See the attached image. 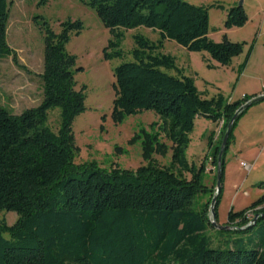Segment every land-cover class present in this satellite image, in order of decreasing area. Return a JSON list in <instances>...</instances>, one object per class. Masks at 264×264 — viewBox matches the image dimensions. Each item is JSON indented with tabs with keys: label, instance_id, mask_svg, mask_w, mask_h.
I'll use <instances>...</instances> for the list:
<instances>
[{
	"label": "trees",
	"instance_id": "1",
	"mask_svg": "<svg viewBox=\"0 0 264 264\" xmlns=\"http://www.w3.org/2000/svg\"><path fill=\"white\" fill-rule=\"evenodd\" d=\"M81 2L95 11L111 35L103 49L105 60L122 58L120 30L145 28L157 33L156 42L135 36L133 61L114 69L113 117L121 121L151 111L158 118L152 125L158 133L144 134L142 150L149 162L135 172L105 171L95 163L75 165L72 122L84 111L85 87L76 90L74 77L82 68H76V57L65 47L71 37L81 34L83 24L67 20L54 33L43 19L42 23L35 20L44 44L38 76L41 102L20 115L0 107V211L17 216L12 226L0 222V264H264V224L258 226L264 222V181L257 184L262 194L255 202L227 214L226 231L251 234L234 238L224 248H212L206 234L214 226L209 207L215 195L217 223L225 156L238 120L248 109L232 125L217 194L215 175L212 187L204 182L206 164L209 161L216 168L227 124L255 95L236 102L221 95L204 99L194 79L183 76L174 58L161 53L164 43L171 41L188 52L207 53L219 66L228 67L246 43H233L226 35L221 42H212L209 10L186 0ZM8 7V0H0V64L6 58L17 62L6 42ZM247 21L244 9L233 7L226 12L223 28H242ZM254 44L248 47L239 71L244 70ZM162 70L174 71L176 76ZM52 109L60 110L57 133L46 126ZM198 118L219 123L221 128L216 142H210L211 152L196 167L188 163L186 151ZM159 136L171 143L168 167L150 159L151 154L166 153Z\"/></svg>",
	"mask_w": 264,
	"mask_h": 264
},
{
	"label": "rangeland",
	"instance_id": "2",
	"mask_svg": "<svg viewBox=\"0 0 264 264\" xmlns=\"http://www.w3.org/2000/svg\"><path fill=\"white\" fill-rule=\"evenodd\" d=\"M81 1L86 3L88 0H46L44 5L39 4L41 0H8L6 42L14 51L17 62L6 58L0 64V107L13 115H20L37 107L41 102V82L38 76L43 69L44 44L42 31L35 24V20L42 23L43 19L54 33L60 31L61 23L79 20L83 24V31L78 37H71L65 47L68 54L76 57V68H82V72L76 73L74 77L76 90L85 87L84 111L72 122L71 135L75 148L73 163H95L105 171L118 168L135 172L149 162L144 157L142 141L144 134L158 133L157 127L152 126L158 122V118L153 112L144 111L116 121L113 117V102L117 96L113 72L119 65L133 61L131 52L135 48V36L156 42L158 35L145 28L120 30L123 36L120 43L122 58L105 60L103 49L111 35L95 11ZM186 2L209 10L208 38L214 43H219L226 33L223 32L226 12L238 7L240 0ZM242 8H245L250 20L243 29L234 28L235 32L229 34V40L233 43L245 42L246 46L243 53L228 67L219 66L207 53L188 52L171 41H166L163 45L161 53L174 58L176 67L183 76L194 79L195 87L204 99L209 100L221 95L228 101H241L243 96L250 97L264 86V0H243ZM253 41L256 44L251 68L243 75V71H239L238 67L244 61L248 47ZM162 71L169 76H176L174 71ZM46 126L57 133L60 127L59 109H52L47 113ZM220 128L221 124H213L203 118L194 121L186 151L189 164L199 166L203 158L211 152L212 134L217 140ZM237 130L243 132L245 136L242 135V140L247 144L249 141L246 142V137L250 138L251 132H256V139L264 142V101L256 103L240 117L233 134ZM158 142L164 146L166 153L151 154L150 159L160 167H168L172 155L171 143L163 136H159ZM262 143L235 154L231 150L232 147H229L226 153L217 223L206 233L212 248H224L227 245L230 247L234 238L251 234V231L244 235L226 231V219L230 210L238 213L249 207L262 194L257 188V184L264 181ZM240 163L250 167V170H245ZM215 173V167L208 161L204 177L207 187H212ZM1 221L12 226L17 221V216L13 212L0 211ZM263 224L261 221L258 226Z\"/></svg>",
	"mask_w": 264,
	"mask_h": 264
},
{
	"label": "water",
	"instance_id": "3",
	"mask_svg": "<svg viewBox=\"0 0 264 264\" xmlns=\"http://www.w3.org/2000/svg\"><path fill=\"white\" fill-rule=\"evenodd\" d=\"M242 2L243 0H240L239 2V7H242ZM264 101V94L261 95H257L253 98H251L250 100H248L246 103H244L239 110L235 113V115L233 116V118L230 120V122L227 124L225 133L223 135L222 141H221V145L219 147V151H218V155H217V160H216V173H215V180H216V194L219 191L220 187H221V160L223 157V154L225 152V148H226V144L228 141V137L229 134L231 132L232 129V125L234 124L236 118L239 116V114L247 109H249L251 106H253L256 103L259 102H263ZM216 202V195L212 197L211 203H210V207H209V219L210 222L216 226V224L214 223V213H213V208ZM264 218V216H263ZM257 219V216L255 217V220Z\"/></svg>",
	"mask_w": 264,
	"mask_h": 264
},
{
	"label": "crops",
	"instance_id": "4",
	"mask_svg": "<svg viewBox=\"0 0 264 264\" xmlns=\"http://www.w3.org/2000/svg\"><path fill=\"white\" fill-rule=\"evenodd\" d=\"M244 9V11H245V13H247V11L245 10V8H243ZM246 16H247V14H246ZM248 18V21L246 22V24L242 27V28H240V29H243L245 26H247V24H248V22H249V20H250V18L249 17H247ZM259 24H261V21H259ZM258 24V25H259ZM262 27H264V24H263V26ZM235 29L233 28V29H230V30H223V32H226L224 35H226L227 36V38L228 39H230L229 38V34L230 33H232V32H235L234 31ZM231 40V39H230ZM256 44V43H255ZM255 44H254V47H253V50H252V52H251V54H250V56H249V58H248V61H247V64H246V66H245V68H244V70H243V75L245 74H247V72L250 70V68H251V61H252V59H253V55H254V51H255ZM234 60V59H233ZM232 60V61H233ZM263 92H264V86H262V89L261 90H259V91H257V92H255L256 94H254L255 96H257V95H261V94H263ZM230 101V100H229ZM231 102V101H230ZM250 131H253V130H250ZM256 134V132H251V136H250V138H248V137H246V142H248V144L247 143H245V141L244 140H242V135H244L243 134V132L242 131H239V130H237V131H235V134H234V142L231 144V146L230 147H232V152H233V154H235V153H240L241 151H243V150H247V149H249L250 147H254V146H257V145H261V143L263 142L262 140H257L256 138H258V136H256L255 135ZM259 135V134H258ZM245 136V135H244ZM241 138V139H240ZM211 141H212V143H214V142H216V139H215V135H213L212 134V138H211ZM258 141V142H257ZM263 144V146H264V142L262 143ZM253 167H255V166H253Z\"/></svg>",
	"mask_w": 264,
	"mask_h": 264
},
{
	"label": "built area",
	"instance_id": "5",
	"mask_svg": "<svg viewBox=\"0 0 264 264\" xmlns=\"http://www.w3.org/2000/svg\"><path fill=\"white\" fill-rule=\"evenodd\" d=\"M240 166L243 167L245 170L249 171L250 167H248L247 165H245L244 163H240Z\"/></svg>",
	"mask_w": 264,
	"mask_h": 264
}]
</instances>
